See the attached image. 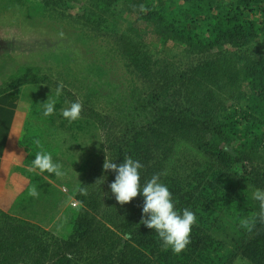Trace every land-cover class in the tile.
<instances>
[{
  "label": "trees",
  "instance_id": "obj_1",
  "mask_svg": "<svg viewBox=\"0 0 264 264\" xmlns=\"http://www.w3.org/2000/svg\"><path fill=\"white\" fill-rule=\"evenodd\" d=\"M34 1V8L40 4L57 15L58 6L70 4ZM71 1L81 6L82 18L93 29L121 32L127 66L154 85L138 97L136 110L145 118L126 125L114 163L125 156L138 159L141 183L159 174L176 207L191 208L197 221L183 251L165 248L156 231L141 223V195L124 205L115 200L109 187L115 173L109 170L104 189L90 185L89 178L77 185L78 206L70 209L65 234L54 242L52 264H264V207L250 196L252 189H264V53L241 58L236 51L264 35V19L257 16L264 14V0ZM124 3L126 13L145 26L122 17ZM183 55L197 60L176 72L175 59ZM182 86L187 101L178 109ZM29 128L18 144L22 163L32 167L37 152L55 149L43 142L40 129ZM179 140L193 158L172 170ZM39 180L45 178L34 173L28 189ZM0 218V264H15L33 251L38 263L45 260L48 250L32 246L37 235L28 231L30 223L1 209ZM218 231L231 237L232 249L216 236Z\"/></svg>",
  "mask_w": 264,
  "mask_h": 264
},
{
  "label": "rangeland",
  "instance_id": "obj_2",
  "mask_svg": "<svg viewBox=\"0 0 264 264\" xmlns=\"http://www.w3.org/2000/svg\"><path fill=\"white\" fill-rule=\"evenodd\" d=\"M175 1L180 4L185 0ZM35 3L34 0H0V94L8 90L21 94L24 126L18 142L28 124L31 132L40 129L43 142L55 149L53 159L62 164L64 175L40 173L23 163L12 168L7 192L0 195V209L14 219L30 223L28 231L37 235L32 244L34 249L48 250L41 263L37 262L39 258L33 251L15 264L54 262L53 254L57 251L54 242L65 234L68 212L76 207L73 203L78 206L77 185L89 178L90 185L105 188L109 171L103 167L105 160L114 159L115 146L131 119L144 120L145 114L136 110L138 97L154 87L127 66L121 32L116 30V36L93 29L82 18L81 6L71 0L69 7L68 3L58 6L60 15L40 4L34 8ZM126 9L124 3V19L136 27L145 26L143 21L127 14ZM260 13L256 15L263 20L264 14ZM119 21L127 25L123 19ZM261 45H264V35L236 51L241 58L254 57L264 53ZM195 60L197 58L183 55L175 59L177 69H173L186 70ZM34 76L39 80L33 81ZM57 86L63 89L59 97ZM186 97L182 86L176 97L178 109L184 106ZM47 99L56 101V110L53 115L44 117L42 105ZM72 102H80L83 107L80 118L69 122L62 110ZM97 115H100L99 120ZM176 144L177 154L169 163L172 170L184 167L193 158L189 146L180 140ZM34 173L45 178L37 183L39 194L36 197L31 196L28 189ZM255 190H251V198ZM3 222L0 218V225ZM216 236L226 240L229 249L233 248L232 239L225 232L218 231ZM237 264L247 263L239 261Z\"/></svg>",
  "mask_w": 264,
  "mask_h": 264
},
{
  "label": "clouds",
  "instance_id": "obj_3",
  "mask_svg": "<svg viewBox=\"0 0 264 264\" xmlns=\"http://www.w3.org/2000/svg\"><path fill=\"white\" fill-rule=\"evenodd\" d=\"M62 86H57L56 95L62 94ZM80 102H72L62 110L63 117L69 122L80 118L82 112ZM56 110L55 100H46L42 105V115L48 117ZM39 143V141H37ZM114 159H106L104 169L115 173L114 181L109 185L115 200L124 205L136 198L143 197L141 223L149 229H154L165 248H171L175 253H180L190 243L192 226L197 221V216L189 207L178 209L168 185L161 181L159 174H154L150 179L141 183L142 163L131 156H125L123 162L117 164ZM32 169L40 173L54 174L56 177L64 175L62 164L55 162L53 155L47 151L37 152L32 161ZM29 194L38 196L37 186L33 185ZM253 199L259 201L264 207V189H256Z\"/></svg>",
  "mask_w": 264,
  "mask_h": 264
},
{
  "label": "crops",
  "instance_id": "obj_4",
  "mask_svg": "<svg viewBox=\"0 0 264 264\" xmlns=\"http://www.w3.org/2000/svg\"><path fill=\"white\" fill-rule=\"evenodd\" d=\"M22 100L21 94L15 90L0 94V195L2 196L5 191L7 192L12 168L22 165L23 161L21 157L23 152L18 144L24 126Z\"/></svg>",
  "mask_w": 264,
  "mask_h": 264
},
{
  "label": "built area",
  "instance_id": "obj_5",
  "mask_svg": "<svg viewBox=\"0 0 264 264\" xmlns=\"http://www.w3.org/2000/svg\"><path fill=\"white\" fill-rule=\"evenodd\" d=\"M74 206H77V203H73Z\"/></svg>",
  "mask_w": 264,
  "mask_h": 264
}]
</instances>
